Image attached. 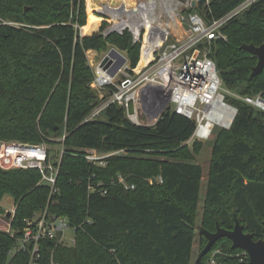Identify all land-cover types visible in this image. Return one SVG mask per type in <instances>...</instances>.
Returning a JSON list of instances; mask_svg holds the SVG:
<instances>
[{
  "label": "trees",
  "instance_id": "1",
  "mask_svg": "<svg viewBox=\"0 0 264 264\" xmlns=\"http://www.w3.org/2000/svg\"><path fill=\"white\" fill-rule=\"evenodd\" d=\"M242 1L210 0L193 11L208 21ZM106 5L130 10L137 0H0V140L51 147L58 141L50 135L65 132L54 193L39 184L35 169H0V202L9 196L16 205L14 236L0 230V264H29L28 252H10L25 221L43 214L65 219L74 244L40 240L38 264H190L202 187V169L190 162L186 144L193 121L166 109L153 125H135L123 108L109 105L101 118L85 122L99 103L86 55L113 48L132 68L140 56L129 30L105 34L107 18L95 10ZM223 34L226 40L209 51L222 84L239 96L264 99V69L250 77L257 59L241 48L264 42V0L230 20ZM225 100L237 112L212 146L199 227L213 233L218 223L230 231L238 220L257 240L264 235V112ZM88 149L118 153L98 166L85 160ZM91 176L106 188L104 196L87 191ZM212 259L245 264L248 256L222 238L195 264Z\"/></svg>",
  "mask_w": 264,
  "mask_h": 264
},
{
  "label": "built area",
  "instance_id": "2",
  "mask_svg": "<svg viewBox=\"0 0 264 264\" xmlns=\"http://www.w3.org/2000/svg\"><path fill=\"white\" fill-rule=\"evenodd\" d=\"M256 1L244 0L225 15L207 21L193 10L201 2L208 4L210 0H195V7L189 4L187 9L177 12L174 25L169 20L156 16L153 18L148 14L147 1L142 8L129 11V32L133 37H140V32H143L138 63L132 68L124 54L119 52L125 63L114 77H110L107 70L99 68L102 59L94 66L90 87L96 93L99 103L85 122L101 118L109 105H116L123 108L128 120L135 125H153L156 120L152 116L163 113L166 109L193 121L194 129L187 143L203 144L211 140L215 130H228L237 110L225 100L223 84L214 61L209 57V51L213 42L226 40L223 34L226 24L243 14ZM120 12L118 10L114 13V23L119 20ZM231 98L264 112V99L259 95L239 96L234 93ZM129 101L134 103L135 112L132 116L126 114ZM64 139L65 135L58 141L61 148L59 158L55 161H52L51 147L46 143L0 141V169H35L40 173L39 184L48 186L52 194L56 191L55 183L63 155ZM117 153L104 154L88 149L84 150V158L93 165L105 166L104 160ZM94 178H89L87 191L104 196L106 188L99 182H93ZM119 182L123 183V180L120 179ZM25 222L22 236L17 239V244L10 253L28 252L29 264H38L39 241L42 239L57 238L60 244H74V231L65 219L43 214ZM6 232L11 236L15 234L10 228ZM243 255L247 256L245 252ZM210 264L216 263L213 260Z\"/></svg>",
  "mask_w": 264,
  "mask_h": 264
},
{
  "label": "water",
  "instance_id": "3",
  "mask_svg": "<svg viewBox=\"0 0 264 264\" xmlns=\"http://www.w3.org/2000/svg\"><path fill=\"white\" fill-rule=\"evenodd\" d=\"M195 7V0H147V13L153 18L160 17L163 20H169L171 25L176 24V14L180 10H185L188 6ZM107 8V5H106ZM102 7L100 8V10ZM97 10L96 12H98ZM243 50L248 51L257 59L256 65L252 68L250 77H255L264 69V42L259 46L242 45ZM125 59L116 49H110L102 58L99 68L108 72L110 77H114L120 68L124 65ZM134 103L129 101L127 104V116L134 115ZM161 113H156L152 119L158 120ZM153 183H156L153 181ZM264 224V221H263ZM198 235L204 237L207 242L201 252L198 254L196 262L200 261L216 243V241L227 238L231 242L232 249H241L248 256L246 264H264V235L261 239L254 240L253 235L244 232V226L238 220H235L232 230H225L216 223L215 232H208L198 227Z\"/></svg>",
  "mask_w": 264,
  "mask_h": 264
},
{
  "label": "rangeland",
  "instance_id": "4",
  "mask_svg": "<svg viewBox=\"0 0 264 264\" xmlns=\"http://www.w3.org/2000/svg\"><path fill=\"white\" fill-rule=\"evenodd\" d=\"M147 0H137V6L133 9L126 10L123 7L118 9H113L110 12H106V7H102L101 13L104 17H106L107 22V28L105 31V34L111 33V32H122L124 30H130L129 25L127 23L128 13L131 10L142 8L143 3ZM118 10H121L120 12V18L115 23L113 21L114 19V13ZM188 12V11H187ZM118 25V27H117ZM142 34L143 32H140V37H133V40L136 42H139L142 48ZM133 36V35H132ZM112 49V48H111ZM107 53V52H106ZM106 53H98L97 55H91L93 59H89L88 57L90 55H86L87 64L91 71L94 69V66L105 56ZM119 53V52H118ZM222 92L225 94L226 98L231 97L234 92L228 91L224 85H222ZM140 118L144 119L142 115H140ZM219 130H215L213 133V136L210 141L203 143V144H195L192 145V143H187V147L189 149V153L192 155V160L190 162L195 163L199 165L202 169V187L199 193V202L196 207V211L193 214V221L195 228L201 226V221L203 217V212L205 209V203L203 200L204 196V183L207 179L210 162L212 159V146L215 143V139L217 136V133ZM65 135L64 128H61L59 133L56 135H50V138L54 140L55 142L59 141L61 136ZM2 141V140H0ZM52 147V161H55L59 158V150L61 148L60 142L55 143ZM162 159V158H160ZM157 178H149L148 182L150 184L155 185L156 183H153V181L156 182ZM16 205L14 203V200L10 198L9 196H5L3 200L0 202V230L1 231H7L10 228V223L13 218V214L15 212ZM204 248L202 240L200 239L197 230L194 236V242L192 247V255H191V261L190 264H195L198 254L201 252V250ZM216 253V252H215ZM214 253V254H215ZM213 261V259L211 260Z\"/></svg>",
  "mask_w": 264,
  "mask_h": 264
},
{
  "label": "crops",
  "instance_id": "5",
  "mask_svg": "<svg viewBox=\"0 0 264 264\" xmlns=\"http://www.w3.org/2000/svg\"><path fill=\"white\" fill-rule=\"evenodd\" d=\"M105 7H106V6H105ZM100 8H101V7H100ZM100 8H99V9H96V10H95V13H97V14H101V15H102V13L100 12V11H101ZM116 9H118V8H116ZM97 10H99V11L96 12ZM111 10H113V9H109L108 6H107V8H106V12H107V13H111V12H110Z\"/></svg>",
  "mask_w": 264,
  "mask_h": 264
},
{
  "label": "bare ground",
  "instance_id": "6",
  "mask_svg": "<svg viewBox=\"0 0 264 264\" xmlns=\"http://www.w3.org/2000/svg\"><path fill=\"white\" fill-rule=\"evenodd\" d=\"M92 11H93V10H92ZM92 11H91V12H92ZM148 18H149V17H148ZM88 58H89V59H93V58H91L90 56H89Z\"/></svg>",
  "mask_w": 264,
  "mask_h": 264
},
{
  "label": "flooded vegetation",
  "instance_id": "7",
  "mask_svg": "<svg viewBox=\"0 0 264 264\" xmlns=\"http://www.w3.org/2000/svg\"><path fill=\"white\" fill-rule=\"evenodd\" d=\"M261 239V238H260ZM258 240V239H257Z\"/></svg>",
  "mask_w": 264,
  "mask_h": 264
}]
</instances>
